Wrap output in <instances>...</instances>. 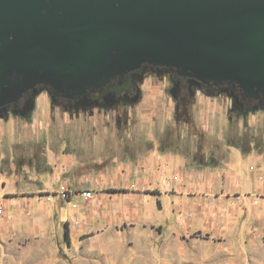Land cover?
<instances>
[{"label": "rangeland", "instance_id": "1", "mask_svg": "<svg viewBox=\"0 0 264 264\" xmlns=\"http://www.w3.org/2000/svg\"><path fill=\"white\" fill-rule=\"evenodd\" d=\"M149 77L174 101L164 132L161 107L74 108L48 87L0 113V124L22 126L0 133V175L19 189L11 197L27 198L0 208V264H264V201L226 192L222 175L209 187L197 182L230 148L264 154V105L234 114L228 96L194 89L186 122L169 90L175 74ZM197 93L222 103L209 123L197 120ZM148 152L186 165L148 170Z\"/></svg>", "mask_w": 264, "mask_h": 264}, {"label": "water", "instance_id": "2", "mask_svg": "<svg viewBox=\"0 0 264 264\" xmlns=\"http://www.w3.org/2000/svg\"><path fill=\"white\" fill-rule=\"evenodd\" d=\"M148 65L264 100V0H0V108L64 100Z\"/></svg>", "mask_w": 264, "mask_h": 264}, {"label": "crops", "instance_id": "3", "mask_svg": "<svg viewBox=\"0 0 264 264\" xmlns=\"http://www.w3.org/2000/svg\"><path fill=\"white\" fill-rule=\"evenodd\" d=\"M141 92L142 95L139 104L144 101L148 110L154 112L161 107V110L163 111V118L158 122L161 126L159 130L164 132L168 127H173L172 111L174 109V101L166 93V85L157 78L149 77L143 81ZM43 98L44 97H42V99ZM196 99V114L197 120L200 124H203L205 121L209 123L210 118L208 115L210 116L212 114L211 117L214 119L216 110H219V108L222 109V106L220 105L222 103H219L216 100L211 102L212 100L206 99L201 93H197ZM146 118L153 121V123L155 122V119L151 114L147 115ZM10 121H13V125L10 124V126H8ZM38 126V124L35 125V130L39 129ZM20 128L22 129V126H19L18 121L11 118L5 125L3 123L0 124V133L2 134V131L5 130L7 133L5 136H13L16 134L15 129L21 130ZM2 138L3 136L0 135V140ZM144 159L148 170H151L150 168L153 167L161 166L169 171L177 172L181 170L182 166L186 165L184 159L170 152H165L164 154H153L152 152H148ZM115 165H117V163H115ZM125 166H128V163H125ZM218 175H222L224 178L223 180L227 187L225 188L226 192L228 191L233 194L238 193L236 198H241L240 195L245 196V194H247V198H250V195L248 194L255 191V194L252 197L256 200L264 201V198L259 197L264 193V154L257 153L245 157L237 149L230 148L226 151L225 160L222 164L211 169L209 173H207L205 169L204 175H202L203 178L200 176V178L197 179V182L200 184L204 182V186L209 187L212 186L213 183H216ZM260 189L261 192L258 193V190ZM18 192L19 189L14 187L12 182H8L6 178H3L0 175V208L6 210L10 208L11 205L16 207L17 205L19 206L23 203H27V200H25L27 198L25 197L10 196L13 195V193ZM17 211L20 213L21 210L17 209Z\"/></svg>", "mask_w": 264, "mask_h": 264}, {"label": "trees", "instance_id": "4", "mask_svg": "<svg viewBox=\"0 0 264 264\" xmlns=\"http://www.w3.org/2000/svg\"><path fill=\"white\" fill-rule=\"evenodd\" d=\"M164 71L173 72L175 74V78L172 80V84L170 87V93L172 97L176 101L177 112L180 116L183 115L184 120L187 122L188 115H186V104L189 103V93L194 91V89H200L204 94L207 95H215V94H223L230 98L232 101V106L230 112L234 114H246L250 111L255 110L261 105H264V100L261 101H248L244 98L242 92L237 87L231 86H221V87H213V86H204L198 81L194 79L186 78V81L192 82L189 83H181L179 80L183 79L174 72L172 69L167 68H155L152 66L144 65L139 70L129 73L123 78H116L111 81L109 85H107L104 89L98 92L87 93L84 96L76 97L73 100H67V103L75 104L74 108L79 106L86 105H95L97 107H118V105L124 106H133L137 104L141 97L139 95L140 85L143 83L144 79L147 76H160ZM136 82L138 85H135ZM181 83V84H180ZM201 84V85H200ZM45 87L46 86H38ZM37 88V87H36ZM34 88L32 91H34ZM30 91V92H32ZM54 93V92H53ZM28 94V93H27ZM26 94V95H27ZM58 96L56 93H54ZM25 95L23 96V98ZM60 97V96H58ZM23 98L21 100H23ZM87 99H91L92 101H86ZM19 100L15 104H11L0 108V113L5 111H10L13 109V106L16 107L20 101ZM177 113V114H178ZM178 116V115H177Z\"/></svg>", "mask_w": 264, "mask_h": 264}, {"label": "built area", "instance_id": "5", "mask_svg": "<svg viewBox=\"0 0 264 264\" xmlns=\"http://www.w3.org/2000/svg\"><path fill=\"white\" fill-rule=\"evenodd\" d=\"M87 193H85V195H86ZM87 195H89V194H87ZM260 198H264V193H263V195H261V196H259Z\"/></svg>", "mask_w": 264, "mask_h": 264}]
</instances>
